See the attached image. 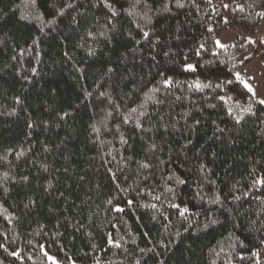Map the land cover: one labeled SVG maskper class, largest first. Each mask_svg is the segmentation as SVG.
Masks as SVG:
<instances>
[{
  "label": "trees",
  "instance_id": "trees-1",
  "mask_svg": "<svg viewBox=\"0 0 264 264\" xmlns=\"http://www.w3.org/2000/svg\"><path fill=\"white\" fill-rule=\"evenodd\" d=\"M180 3L0 0V264H256L264 0Z\"/></svg>",
  "mask_w": 264,
  "mask_h": 264
},
{
  "label": "rangeland",
  "instance_id": "rangeland-1",
  "mask_svg": "<svg viewBox=\"0 0 264 264\" xmlns=\"http://www.w3.org/2000/svg\"><path fill=\"white\" fill-rule=\"evenodd\" d=\"M239 34H240L239 30L227 29L223 31L221 34H219L215 39V41L219 40L221 41V43L227 46L231 44L239 36ZM255 39L259 40L261 43L264 44V9L261 11L260 21L254 33L251 36H248L247 38V40L250 42H252ZM215 47L220 48L217 47L216 44ZM189 65L193 66L192 63ZM237 73L240 74V79H237L239 82L242 79L254 89L255 98L253 97L252 93H249L254 100L264 99V82L262 79V76L264 74V65L262 64L259 55L254 56ZM235 77L237 78L236 75ZM241 85L243 84L241 83ZM262 106L264 107V105ZM258 252H259V259L262 261V264H264V247H262Z\"/></svg>",
  "mask_w": 264,
  "mask_h": 264
},
{
  "label": "snow or ice",
  "instance_id": "snow-or-ice-1",
  "mask_svg": "<svg viewBox=\"0 0 264 264\" xmlns=\"http://www.w3.org/2000/svg\"><path fill=\"white\" fill-rule=\"evenodd\" d=\"M209 2H210V0H209ZM176 3H177V6H178V7H183V6H184L183 4L180 3V0H176ZM141 4L144 5V8L142 9V11L144 12V15L147 16V15H148V12L151 11V9L148 7L147 0H135V5H134V6H139V5H141ZM106 6H107V7H111V6L108 5L107 3H106ZM69 7H71V5H69ZM165 7L167 8V4H165ZM225 7H228V5H225ZM241 10H242V8H241ZM62 14H63V13H61V15H62ZM112 14H113V15H116L115 12H113ZM129 14L132 15L133 13L130 12ZM142 31H143V30H142ZM209 31H211V29H209ZM143 36H144L145 38H147V37L149 36V32H148V31H143ZM215 44H216L217 47H220V48H224V47H226V45H224L223 43H221V41H219V40L215 41ZM200 47L203 48L204 46L201 45ZM197 54L199 55V52H198ZM213 54L215 55V53H213ZM246 59H247V58H246ZM188 70H195V69H194L191 65H189V66H188ZM236 76H237V79H240V74H239V73H236ZM229 82H230V81H229ZM240 82H241V83L243 84V86L248 90L249 93H252L253 97L255 98V91H254V89H253L248 83H246L245 81H243L242 79L240 80ZM172 83H173V81H172L170 78H165V79L163 80V87L168 88V87H170V86L172 85ZM197 87H199V85H197ZM160 90H161L160 88H153V89H152L153 92H159ZM101 95H103V93H101ZM18 102H19V101H18ZM255 102H256L257 104H259V105H264V99H256ZM141 108H143V105H141ZM137 111H138V110L135 109V108H134V109H131V112H132V113H136ZM246 111H251V109H250V108H249V109H246ZM139 114H140V116L145 115V113H144L143 111H141ZM125 123H127V119L125 120ZM236 123H240V120L237 119V120H236ZM31 126H32V125H29V127H31ZM136 126H137V128H142V125L139 124V123H137ZM165 130H167V129H165ZM219 131L222 132L223 129H219ZM121 142H122V143H127V141L124 140L123 138L121 139ZM149 147H150L151 150L154 151L155 148H156V145L153 143V144H151ZM140 167H141L142 169H148V168L150 167V164L147 163V162H145V163H141V164H140ZM169 179H171V177H169ZM178 182H179L180 184L185 183L184 180H179ZM257 185H259V186H261V187H264V178H257V179H255V180L253 181V186H257ZM168 191H172V189L169 188ZM155 199L159 200L160 197L157 196V197H155ZM235 199L238 200V199H240V197H235ZM215 202L219 203V201H215ZM108 203L111 204L112 201L109 200ZM129 203H131V202H129ZM152 207L155 208V205H152ZM172 207H174V208H179V205L173 204ZM116 211H118V212H122L123 209H122V208H116ZM187 212H188V209L185 207V208H183V209L180 210V215L183 216V215H184L185 213H187ZM261 242L264 243V240H262ZM110 243H111V241H110ZM115 246H116V247H119L118 244L115 245ZM142 251H143V250H142ZM12 255H17V256H18L17 253H12ZM44 255L48 257V259L51 261V264H57V261H56L53 257L48 256L47 252H45ZM251 255H252L253 258H255L256 264H262V261L259 259V252H252ZM240 259H244V257H240Z\"/></svg>",
  "mask_w": 264,
  "mask_h": 264
}]
</instances>
